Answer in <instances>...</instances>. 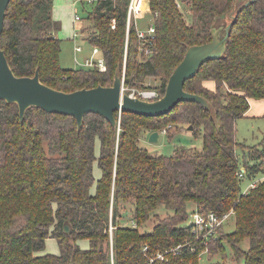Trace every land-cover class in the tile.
Returning <instances> with one entry per match:
<instances>
[{
    "label": "trees",
    "instance_id": "obj_1",
    "mask_svg": "<svg viewBox=\"0 0 264 264\" xmlns=\"http://www.w3.org/2000/svg\"><path fill=\"white\" fill-rule=\"evenodd\" d=\"M147 5L156 38L143 56L137 23L126 32L128 0L94 1L83 31L90 30L87 41L104 60L100 69L62 66L53 0L9 1L0 45L12 70L33 75L38 69L43 83L63 91L111 85L124 67L126 85L156 88L162 95L186 48L210 40L212 28L232 24L223 55L203 63L184 83L185 90L207 99L208 108L185 100L156 116L116 111L114 126L88 112L78 127L73 116L39 106L28 107L21 119L16 103L0 99V264H204L199 252L206 246L219 250L223 236L239 263L264 264V146L235 137L249 98H264V0ZM146 76L159 83L144 84ZM153 130L170 138L189 130L201 136V148L175 144L170 155L151 153L139 141ZM244 176L257 184L245 191ZM190 202L192 212L222 216L232 209L234 230L219 236L220 225L210 239L196 236L184 223ZM159 207L171 212L161 216ZM151 218V229L142 230ZM49 237L58 252L45 251ZM82 238L88 247L77 242ZM179 243L185 244L174 252ZM158 253L164 259L154 258Z\"/></svg>",
    "mask_w": 264,
    "mask_h": 264
},
{
    "label": "water",
    "instance_id": "obj_2",
    "mask_svg": "<svg viewBox=\"0 0 264 264\" xmlns=\"http://www.w3.org/2000/svg\"><path fill=\"white\" fill-rule=\"evenodd\" d=\"M9 1L0 0V39ZM231 24L232 21L224 26L223 34L220 33V27H214L211 29L210 40L189 45L183 58L171 72L164 93L154 100L121 93L122 74L118 73L115 74L111 85L98 84L72 91L59 90L43 83L38 69L33 75H16L0 45V99L16 103L21 119L28 107L39 106L48 112L73 116L78 127L82 126L84 115L88 112L102 115L114 126L117 124L114 114L116 111L120 113L124 110L145 116H156L168 112L179 101L185 100L199 102L208 108L207 99L200 94L185 90L184 83L196 74L203 63L223 55ZM191 128L192 126L189 125L188 129ZM158 135L159 131L153 130L149 133L148 139L156 141ZM65 229H69L68 224H65Z\"/></svg>",
    "mask_w": 264,
    "mask_h": 264
},
{
    "label": "rangeland",
    "instance_id": "obj_3",
    "mask_svg": "<svg viewBox=\"0 0 264 264\" xmlns=\"http://www.w3.org/2000/svg\"><path fill=\"white\" fill-rule=\"evenodd\" d=\"M94 6V1L87 0H53L52 11L55 16V19L61 22L62 27L58 30V36L62 40L61 41V51H60V63L63 67H75L84 64V58L86 56H92L95 59L102 57L98 51L93 53V46L87 41V37L90 34V30H85L90 25V21L87 18V14L92 10ZM140 9L145 11L143 15H139L136 17L137 26L140 28H146L150 23V10L146 3L144 5H140ZM185 10H188L187 8ZM75 15H78L81 19L76 20ZM188 17V14H186ZM54 18V17H53ZM226 22L228 19L225 20ZM224 26V24L222 25ZM224 27H220V33L223 34ZM76 45L81 46V50H76ZM140 57V56H139ZM124 68V67H123ZM123 72V70H122ZM143 83L146 85L155 86L159 83V78L155 76H146L143 79ZM184 129V128H183ZM148 133L145 131L144 135L141 137L139 144L145 147L151 153H160L164 155H170L173 152L175 144H184L187 146H192L197 149L201 148L202 139L200 135H193L189 130H183L179 133H176L172 138H170L166 133L159 132L158 138L156 141H150ZM236 140L243 141L248 145L256 144L258 147L264 146V117L262 116H245L236 120ZM240 156H242V151L240 148L236 150ZM94 173L98 176L100 174V170L96 167L94 163ZM256 177H260V174H257ZM253 180V177L244 176L241 182L242 188H246L250 181ZM195 204L190 202L187 206V211L189 215L187 219L184 221L185 224H188L192 220V210L195 208ZM161 216H164L170 210H166L164 208L160 209ZM127 217H130V206H126ZM154 223V218H151L147 224L142 228V230L147 229L150 230ZM235 227V219L234 215L230 214L221 224V229L218 232L219 236H223L222 234L232 232ZM226 236H223L221 239L224 243V246L220 247L219 250H212L210 246L205 247L199 252L200 261L204 264L214 263V262H222L224 264H241L242 260H237L234 257V251L231 248L230 244L226 241ZM80 246L88 247V240L86 238L79 239L77 241ZM248 238L243 239L240 242V246L243 249L248 248ZM46 251L50 252H58V246L56 241L49 237L46 240Z\"/></svg>",
    "mask_w": 264,
    "mask_h": 264
},
{
    "label": "built area",
    "instance_id": "obj_4",
    "mask_svg": "<svg viewBox=\"0 0 264 264\" xmlns=\"http://www.w3.org/2000/svg\"><path fill=\"white\" fill-rule=\"evenodd\" d=\"M87 1H95V0H87ZM148 0H128V6H127V21H126V32L128 34V30L130 27V24L134 21L136 23V17L139 15H143L145 12H147L148 9H145V11H142L140 9V5L143 4L144 8ZM150 10V9H149ZM151 12V11H150ZM139 14V15H138ZM75 19H81L78 15H75ZM151 20V18H150ZM114 26V24L112 25ZM137 36L140 40V45H139V52L143 56H148L152 52V45L154 43V40L156 38V33H155V27L152 23V20L150 23L147 25L146 28H137ZM76 50H81L80 45H76ZM93 53H96L98 51V48L93 47ZM84 64L85 65H98L100 69H105V63L102 57L100 58H94L92 56H87L84 59ZM121 93H127L128 95L132 97H139L141 99H146V100H154L160 97L159 92L156 88H139L135 86H129L126 85L124 82V71L122 73V82H121ZM239 175H243V169L241 172H239ZM257 180L252 181L246 188L249 189L250 187H253L257 184ZM232 213V209L225 213L222 216H218L214 212H200L195 210L191 217L192 220L190 222L191 224V230L193 233L196 234V236L202 235L204 239H210L212 235L215 234L217 231L218 226L222 224V222ZM131 224L133 226L136 225L135 221H131ZM112 230V226L110 227V232ZM207 243V242H206ZM185 243H179L175 247L172 248V250L177 252L179 249L182 248V246ZM208 248V246H206ZM190 248L193 250L194 247L190 246ZM144 250L147 249V246L145 245L143 247ZM154 258H159V259H164V255L162 253H158L155 255ZM154 258H151L154 259Z\"/></svg>",
    "mask_w": 264,
    "mask_h": 264
},
{
    "label": "crops",
    "instance_id": "obj_5",
    "mask_svg": "<svg viewBox=\"0 0 264 264\" xmlns=\"http://www.w3.org/2000/svg\"><path fill=\"white\" fill-rule=\"evenodd\" d=\"M52 14H53V11H52ZM52 16L55 19V16L54 15H52ZM55 20H57V19H55ZM60 24H61V22H60ZM60 27H62V25ZM57 33H58V31L55 33V35L57 37H59ZM204 84L206 86H208L209 88H211V89L214 87V81L213 80H205L204 81ZM263 113H264V98H260V99H257V98H249V108L245 112V115L246 116H261Z\"/></svg>",
    "mask_w": 264,
    "mask_h": 264
}]
</instances>
